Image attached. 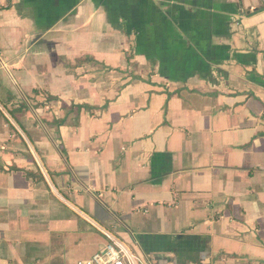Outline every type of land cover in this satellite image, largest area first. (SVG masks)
Listing matches in <instances>:
<instances>
[{"label":"crops","instance_id":"obj_1","mask_svg":"<svg viewBox=\"0 0 264 264\" xmlns=\"http://www.w3.org/2000/svg\"><path fill=\"white\" fill-rule=\"evenodd\" d=\"M264 264V0H0V264Z\"/></svg>","mask_w":264,"mask_h":264},{"label":"built area","instance_id":"obj_2","mask_svg":"<svg viewBox=\"0 0 264 264\" xmlns=\"http://www.w3.org/2000/svg\"><path fill=\"white\" fill-rule=\"evenodd\" d=\"M77 264H138L133 256L117 243H109L91 258L80 260Z\"/></svg>","mask_w":264,"mask_h":264}]
</instances>
